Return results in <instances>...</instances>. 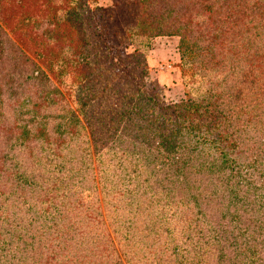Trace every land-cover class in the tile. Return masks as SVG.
Here are the masks:
<instances>
[{"label":"rangeland","instance_id":"rangeland-1","mask_svg":"<svg viewBox=\"0 0 264 264\" xmlns=\"http://www.w3.org/2000/svg\"><path fill=\"white\" fill-rule=\"evenodd\" d=\"M123 1L101 3L111 9ZM251 3L258 12L264 9L255 0ZM188 6L185 16L191 18L192 11L202 20L183 21L177 34L172 31L178 22L170 18L166 34L149 38L148 55L155 65L148 64L143 90L159 95L165 105L208 96L226 118L238 116L232 130L228 124L220 128L237 132L229 135L231 145L229 138L217 144L231 152L219 159L216 148L205 142L195 152L186 150L193 144L188 139L177 146L178 128L162 124L141 92L140 109L118 122L120 111L131 109L124 106L129 91L121 86L125 81L118 54L97 58L100 42L92 39L94 44L86 45L88 67L78 61L79 51L60 53L63 39L46 31L44 21L31 27L25 22L20 30L14 29L16 22L2 27L27 57L29 70H38V80L29 79L19 88L22 82L18 86L16 79L10 84L17 89L0 96V174L9 175L0 190L13 191L7 199L0 198V264H44L51 248H58L56 264H263L264 128L258 123L264 119V35L232 17L221 19L222 7L212 9L214 19H209L200 14L199 2ZM144 39L141 35L129 43L126 52H134ZM14 46L8 47L7 68L22 63ZM185 47L189 51L182 58ZM140 50L143 56L147 46ZM90 67L94 72L88 77ZM140 69L136 66L137 74ZM248 118L257 126L245 125L242 131ZM146 129H154L152 147L139 145ZM124 134L125 140H119ZM200 136L206 138L204 132ZM166 138L175 152L184 146L179 164L160 158L159 152L154 155L158 140ZM226 158V166H218ZM10 161L18 171L23 165L34 179L16 181L15 170H5ZM249 163L246 175L242 169ZM199 169L211 171L212 178L199 177ZM194 172L189 180L194 183L185 181L184 176ZM241 179L247 184L241 185ZM212 231L221 238L214 241ZM200 235L206 236L205 244ZM232 238L241 243L239 255L221 248Z\"/></svg>","mask_w":264,"mask_h":264},{"label":"trees","instance_id":"trees-1","mask_svg":"<svg viewBox=\"0 0 264 264\" xmlns=\"http://www.w3.org/2000/svg\"><path fill=\"white\" fill-rule=\"evenodd\" d=\"M192 1L200 3V14L202 16L205 15L206 18L214 19L213 16L209 15L210 11L212 9L218 11V8L222 7L221 19L224 18V20H226L232 17L236 19L239 24H246L247 27L256 28L255 31L257 35L261 33L260 31H262L264 35V9L258 12L251 3V0H124L123 2H115L111 9L103 6L101 0H0V96L6 93L10 94V91L17 89L16 86L13 88V85L10 84L16 79H18V86L19 83L22 82L19 88H21L22 84L27 83L29 79H33L34 82L38 80V75H35V72H38V70H29V61L27 57L9 41L2 27L8 29L16 22L18 26L14 29L20 30L22 24L25 22L26 24L24 26L27 27L32 23L44 21L46 31L60 34V37L63 39L62 47H59L60 53H66L68 55L69 51L74 54L79 51L80 58L78 61L82 60L83 64L88 67L90 66L89 57H91V55L90 53L85 54L84 50L86 45L91 46V42L93 44L94 42H100L102 45L101 50L97 52V58L100 60H104V56L105 59H107L110 53L118 54L119 65H121L118 66L119 72L121 73L120 78L125 81L121 86L124 87L123 91H129L125 95L128 103H125L124 106L127 105L131 108L130 111H126V109L125 111H120V120H118V122L122 120L125 114L130 115L133 110L140 109V107H138L140 98L137 92H141L144 99H146V103L148 102L151 108L157 112L158 116L163 120L162 124H170L171 127L178 128L177 146L179 143H185V139H188L189 142H193V144L186 147V150L195 152V150L201 151V149H203L201 146L202 142H205L207 146L211 145L216 148L220 141V144H223L225 138H229L227 145H231L233 141L230 136L234 135L237 131H235L234 134L233 131H230L228 134L223 130L221 131L220 128L228 124L231 129L233 127V121L239 119V117L231 115L226 118L222 109L212 107L213 103L211 97L206 96L201 99V101L187 97V99H184L180 103L165 105L159 98V95H155V93L151 92L148 93L143 90V87H147L145 78L150 70L147 62V55L150 51L149 38L151 36L166 34V30H169L170 18H172V20L176 19V22H178L176 30L172 32L181 34L183 21L193 23V19L200 17V15H197L199 13H196L193 17L192 11L189 15L191 18L185 16L186 10L189 7L188 5H190ZM255 4L261 7V5H264V0H255ZM226 9H228L227 12L225 11ZM200 20H202L201 17ZM148 23L149 26L147 25ZM211 28L216 31V27L213 25ZM141 35L145 36V39L139 46L137 45L134 52L127 53L126 50L130 46L129 43H135L137 38ZM212 38L217 39V35L214 33ZM9 45L15 47L13 53L20 59V62H22L15 68H7L5 66L9 57L8 54H10L8 49ZM141 46H147V50H145L143 56L141 51L144 48L140 50ZM186 50L189 51V48L185 47L182 50V58H184ZM39 57H44V55L40 54ZM11 59L12 57L10 60ZM136 66L141 67L138 74L136 72ZM143 67L145 69H143ZM93 72V68L90 67L88 70V77L93 75ZM84 77L85 75L82 76L78 82L84 81ZM133 86L137 87L134 91L132 90ZM184 86L187 88V83H185ZM126 87H129V89H125ZM133 98L136 99V103L130 104ZM1 113H3L2 108H0V118H2ZM205 113H207V115ZM245 120L247 122L245 123L243 121L244 125H242V131L245 125L252 128L257 126V124H255L256 120H254V122H250L251 118ZM150 121H152V119ZM262 124L264 125V119H260L258 123V127L261 130L264 128ZM200 127L205 128V130L200 129ZM214 129L216 130L211 132ZM145 131L148 133L139 135L140 138L143 137V139L139 138V145L148 144L152 147V144H155V140L157 139L153 134L154 129H146ZM203 132L206 135L205 139L200 136ZM125 136V134L118 135V138L124 141ZM129 138L130 135H128L127 140ZM13 143L17 145L15 141ZM18 145H20V143H18ZM174 148L170 139H159L158 145L153 149V152L154 155H158L159 152V157H163L164 160L169 159L172 162L174 161V164H179V161L183 159V155L181 154L184 146L182 144L180 145V152H175ZM230 153L231 152H228V149L224 147L216 148L215 150L217 158L219 155L227 157ZM220 160L222 163L218 166L225 167L228 159ZM253 160H256V156L253 157L252 161ZM211 162L216 165L213 160H211ZM230 162H233V160ZM251 163L253 164L255 162ZM251 163L243 167L242 170L244 174H250L249 171L252 167ZM231 164L234 165V162ZM16 166V164L14 165L10 161L9 165L5 167L6 171L11 169L15 170L14 174L16 181L21 182L29 178L34 179V174L26 171L23 165L20 167L19 171ZM230 168L233 169L231 166ZM200 170L201 169L196 171L199 177L204 179L212 178L211 171L204 173ZM194 174L195 172L187 173V175L184 176L185 181L193 184L194 182L189 180ZM8 176V173L1 172L0 177L2 181L0 183H5L6 180L4 178ZM246 180L247 179H241L239 183L241 185L247 184ZM186 188H189V184ZM12 193L13 191H10L6 194L0 190V198L5 200L10 197ZM187 201H190V199H187ZM205 226L209 227V224L206 222ZM236 228L237 227H235V229ZM201 229L203 228L199 230ZM235 229H232L231 234H233ZM213 234L215 237L213 240L217 241V238L220 237V233L216 234L213 232ZM205 237L206 236L203 235L199 237L203 244H205L204 240L207 239ZM215 244L219 246V241ZM240 244L241 243L236 241V238H232V241H230L228 245L224 243L221 245V248L226 249L229 247V251H232L235 255H239L242 252ZM230 248H233V250ZM54 249L58 250V248H51L45 257L44 264H56ZM252 253L253 251H251V254Z\"/></svg>","mask_w":264,"mask_h":264},{"label":"crops","instance_id":"crops-1","mask_svg":"<svg viewBox=\"0 0 264 264\" xmlns=\"http://www.w3.org/2000/svg\"><path fill=\"white\" fill-rule=\"evenodd\" d=\"M147 62L150 66H154L155 65V60L154 57L152 55H148L147 56Z\"/></svg>","mask_w":264,"mask_h":264}]
</instances>
